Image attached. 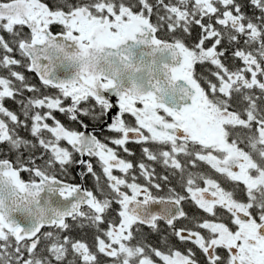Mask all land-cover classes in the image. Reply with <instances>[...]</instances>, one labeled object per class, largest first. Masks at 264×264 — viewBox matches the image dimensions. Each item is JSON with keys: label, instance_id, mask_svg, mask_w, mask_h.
Instances as JSON below:
<instances>
[{"label": "snow or ice", "instance_id": "obj_1", "mask_svg": "<svg viewBox=\"0 0 264 264\" xmlns=\"http://www.w3.org/2000/svg\"><path fill=\"white\" fill-rule=\"evenodd\" d=\"M0 264H264V0H0Z\"/></svg>", "mask_w": 264, "mask_h": 264}, {"label": "flooded vegetation", "instance_id": "obj_2", "mask_svg": "<svg viewBox=\"0 0 264 264\" xmlns=\"http://www.w3.org/2000/svg\"><path fill=\"white\" fill-rule=\"evenodd\" d=\"M71 177L75 178L73 182H79V177L76 175V171L75 170L71 171ZM71 177H70V179H71ZM91 185H92V181H91V179H89L87 181V186L91 187Z\"/></svg>", "mask_w": 264, "mask_h": 264}]
</instances>
